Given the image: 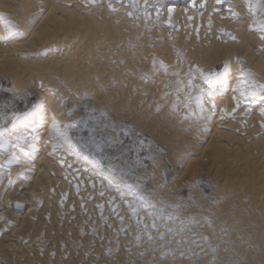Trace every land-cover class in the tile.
I'll use <instances>...</instances> for the list:
<instances>
[{
	"label": "rangeland",
	"instance_id": "374dc122",
	"mask_svg": "<svg viewBox=\"0 0 264 264\" xmlns=\"http://www.w3.org/2000/svg\"><path fill=\"white\" fill-rule=\"evenodd\" d=\"M140 1L141 2L147 1V4H146L147 7H143L142 9L141 7L143 5H137L136 7L133 6L131 8L129 14H127L128 19L126 18L125 27L127 29L124 27L126 30L124 28L122 29L120 28L121 31H119V32H122L124 36L125 35L127 36V34L131 32L128 34L129 38H127L126 36L124 37L121 34L120 37L121 38L124 37L122 40L124 42L121 43L120 45L119 43L116 44L117 49H119L118 46L120 47L122 44L123 46H121L120 49L127 48V46H129L130 44L129 48L132 47V49L130 48L131 50L135 49L137 45V49L133 53L134 56L137 54L138 48L139 50L141 48V44H139V41H137V38L139 37V35L146 34V40L150 48L157 47L158 50H160V49H163L164 44L166 43V38L164 36L162 37L161 40H159L158 36L156 39H154L153 32L155 29L158 31L160 30L159 33H162V30L167 29V28L160 25V22L162 21V17L161 16H157V18L152 17L151 16L152 13L157 12V8L161 9V8H164L170 5H185L187 3V0H181V2L186 1L185 3L183 2L182 3L181 2L172 3L174 0H140ZM244 7L248 11H251V7L249 5L245 4ZM191 12L194 14L196 13L194 10H192ZM27 20L28 22H31L30 18L28 17H27ZM258 23H259L258 19L254 17L252 18V20L250 19L249 27L250 28L252 27L250 30L251 34H255L256 31L261 28V26ZM116 25H119V23H117ZM257 25L259 26V29ZM130 28H132V30ZM91 29L93 30V27H91ZM263 30L264 28L261 30V33H258L257 36H255L257 44H260L262 46L260 48L261 50L258 51L259 54L264 53V39H261V37H264ZM147 33L151 37L147 35ZM96 34L98 35V33ZM217 35L222 41L220 42L221 45L215 46L216 49L212 45H210V47L215 49L214 50L215 52H213V49H211L212 51H210L209 47L207 48L208 51L211 52V54L212 53L214 54V58H213V54L211 58L210 53L207 56L209 60L207 57L204 58L203 56H206L208 54L207 53L208 51L206 52L204 51L200 53L199 51L201 47L198 46L199 45L198 39H196V37H194L195 39H193L192 37L193 34L192 35L189 34L188 37L186 35L185 38H187L189 42L185 38H182L181 40H179V42L177 40V42L172 47L173 50L171 49L170 51L171 55H168L169 52L167 51L165 52L163 50H162L163 52L160 51L161 53L160 57L155 59L157 60L156 63H155V60H154L155 64L153 63V61L151 63L156 68L150 65L149 63L151 61L150 59L145 60L143 57H141L143 58L142 60L144 61L141 60V63L139 64V67H141V68L138 67L139 73H137V71L135 72L132 70H127L128 74L127 72L125 73L123 72V76H125L124 74H127L129 77L128 87H126L124 91L121 88L122 92L124 93L120 91L121 82L119 83L115 81H114L115 83H113L114 86L113 85H112L113 87L111 86L113 89H106L107 87L104 88V85L100 84L101 85L100 86L96 82L95 83L96 88L92 87L93 91L90 86H86L84 89L82 88L79 91V93L70 91L71 97L68 99H64L62 103L63 108H64L63 110L64 117H63L61 126H57L56 124L54 125L53 123H50L48 125L47 122L39 126L40 128H42L43 126L44 130L47 132L46 138L49 143V147L52 148L50 149L51 153H53L52 155L56 157V154L61 153L60 156L62 155L61 157H63V154H64L63 158L67 162L68 160H70L73 165L75 164L74 167L78 165L76 168L79 169L80 164L85 165L89 167L93 172L91 175L94 178L91 180L93 181V183L96 182L94 183L95 187H92L94 189H91V187H88L92 191L86 192L84 188L77 189V187H73V186H78L76 184H73L70 186L71 189L74 191L75 200L78 203V206L82 211L78 219L82 223V230L84 232L83 233L84 236L86 235L87 238L94 239L99 243L98 245L96 241H95L96 243L94 242V244L96 245V248L98 249V254L96 256L98 258L96 261V257H95L93 264H104V263L105 264L106 263L107 264H224V263L233 264L234 263L235 264L237 262H238L237 264H239L240 262H241L240 264H244V263L247 264L248 261H249L248 264H255V263L264 264L263 263L264 254H262L263 252H261V250L264 249L263 247L264 245V236H263L264 235V228H263L264 227V155L260 154L259 152H256V154L258 155L253 157L255 159V162L258 163L254 167L255 168L258 167L257 168L258 170L255 169L253 166H251V164H240L239 166L238 161H241V159L238 158V156L235 153L230 152L227 154L225 153V150H223V148H220L221 147L220 145H222V146L227 147V149L231 150V148H229L231 146L230 144L231 142L228 140H225V138L223 137H221L222 139L219 138L218 142L215 143V146L214 145L209 146L206 150L207 152L205 151L203 153H200L199 151H195L194 153L189 152V154H187V151H186L187 149H189L188 145L186 144L189 142V140L192 142L194 146L197 145L199 148L205 142L203 138L205 134L209 135V133H207L208 132L207 129H200V126L198 127L199 122L197 118L198 116L196 117L197 114L191 113V112H196L198 110V108L196 110L197 105L195 106L194 98L197 97L198 95V98L200 97L201 99L203 98V101L207 103V102L213 101L217 97L226 93L227 91L226 88H229L230 85H227L226 88H222V85L225 86L223 82V77L226 72V69L224 66L225 61H228V62L229 60L238 61L239 66H240L238 71L240 72L241 70L240 74L242 73V71L244 72L242 73L244 76V77L242 76V78L246 79L247 77H245V75L248 74L247 75L248 78L246 80H243V85H244L243 91L244 92L242 94H239L238 96V108L239 109H252L253 108L255 110L256 108L262 105L260 103H264V98H262L264 96V80L260 81L262 80L260 79L258 81H255L260 76L256 74L257 73L256 70H254L252 67L251 68L248 67L250 64L249 61L251 60V57L245 56V50H243V47H241L240 45L242 44V42L239 40H238L239 42L228 41L226 38V36L229 35L228 33L217 34ZM25 36H28L27 33ZM125 39L127 42L125 41ZM128 39L131 41H129ZM95 41H90L89 43H92ZM133 41L135 42V44ZM180 41H183L184 43ZM98 43L100 44V46H103V45L105 46L103 40L99 38L98 42L93 43V46L82 45L83 48H80V51L81 49L82 50L85 49L86 46H88L89 48L90 47L94 48L95 46H98L96 45ZM29 44L32 46L33 43H29ZM182 44H185V45H182ZM227 44H231V45H227ZM252 45L254 46V44ZM186 46H189L188 49ZM221 46L223 48L226 46L227 48L225 47V49L222 50L223 48L221 49ZM231 46H238L239 53L237 49H236L237 53H234L235 47L231 48ZM28 47L30 46L28 45ZM190 47H192L191 49L193 50L194 49L196 50L198 49V50L197 51L194 50L193 52H191V54H187V51L191 50ZM219 47L222 51H219ZM27 49L29 50L30 48H27ZM231 49H232V54H231ZM49 50L50 49H48V51ZM113 50L114 49H110V53H113L112 52ZM225 50H226V53H224ZM173 51H175L177 55L178 54L179 55L175 56L174 55L175 52ZM194 52H196V55L198 54V56H196ZM216 52L217 54H219V57L216 54ZM220 53H222V55H220ZM117 54L118 53H116V55ZM200 54H202V56H200ZM188 55L195 56L196 58L198 57V59H196L198 64L196 68L194 67L195 69L192 68L191 65H188L189 64V62L187 61L189 58ZM220 56H223V57L220 58ZM162 57L166 61L165 62L163 60L164 63H167V61H169L170 63H168L167 65L164 64L161 60ZM172 57H175L177 62L175 60H172ZM224 57L225 58L227 57L225 61H224ZM119 59L122 60L121 57H119ZM133 59L135 58L133 57ZM191 59L193 60L194 58L193 57L190 58V61L193 62ZM211 59L214 60L213 61L214 64L211 63ZM215 59L216 60L218 59V60L215 61ZM23 61H26V60L24 59ZM67 61L68 60L62 61L59 63L57 62V64L51 63L50 65L48 62V63L43 64L44 66H42L41 68H39V66H35L33 69L27 70L24 76H20V75H18L19 77L16 76V79H18L17 82L16 81L14 82L17 84L16 86L14 85L11 76L0 75V132H2L4 134V137L7 140H9L10 142L9 146L11 147V151L12 153H16V156L18 159L27 160L25 158V155H27V153H24L21 146L15 145L16 141L14 140V138L17 136V134H21L24 132L28 133L29 138H27L26 141H31L33 142V144H35V142L36 144H38V142L41 141V138H43V135L41 137L36 136L35 133H33V131L31 130L34 124L25 125V124H20L19 122L20 116L24 113H27L31 109V107L35 105L37 101L39 100L38 99L39 92L33 85L30 84V81L31 80L35 81L34 79H38V80L45 79L44 81H49V83H52L53 89H55L56 87L59 88V86L61 88L63 86L62 82L66 80L68 81L83 80V77H85L84 72H86V74L91 73V76H95L94 78L96 80H99L100 79L99 76L104 75L103 72L106 71L107 61H105L104 59L101 61L96 60L95 62H89V61H87L86 63L82 62L83 65L82 63L77 62L73 59H71L70 62H67ZM261 61H264V59H262ZM175 62L178 63L177 66L180 65L184 69V72L182 68L180 69H178L179 67L175 68L177 67L175 66L176 65ZM146 63H149V65H146ZM200 63H203V65L206 63L207 64L202 67V64L200 65ZM61 64H63V66ZM79 65L83 67L81 70H79L81 68L79 67ZM98 65L101 67H99ZM145 65L149 68L150 66L151 68L153 67L152 70L155 69V71H152L151 68L150 70L149 69L148 70L149 72H155L156 76L152 73L148 74L149 72L148 70L145 69L146 67ZM15 66L16 64H14L13 66H10L9 68L7 67V69H11V71L13 72L15 71V68H14ZM61 66L62 68H64V70L61 68ZM84 66L85 68L88 67L85 69V71L83 70ZM206 66L207 68H210V69L208 70ZM217 66L218 68H216L217 69L216 70L215 67ZM142 67L146 70V72L144 71ZM199 67L202 69H199ZM168 68L169 69L171 68L170 70L171 72H169ZM41 69H43V71H40ZM52 69L57 70L58 75H56V72H50L52 71ZM75 69H76V72L81 71L80 73H77L79 76H77L76 72L74 73V71H72ZM102 70L104 71L101 72ZM179 70H181L180 73L183 72L182 74L187 72L185 73L186 76L182 74L180 75L181 77H183L182 79L179 78L180 76L179 74H177L179 73ZM98 71H100L102 74L100 72L98 73ZM175 71H176V74H174ZM204 71H206L207 73ZM252 71H255L253 72L254 75ZM49 72L51 74H49ZM157 72L161 76H164V77H160ZM92 73L94 75H92ZM129 75H132L133 80L131 79ZM152 75L154 76L152 77ZM255 75H257V78ZM167 77L169 78V80ZM175 77H177L176 78L178 80L177 83L175 82ZM142 79L144 80L143 81L144 85H143ZM146 79L150 80L151 82H149L148 80L146 81ZM179 79L182 80V81L180 80V84H179ZM140 80L143 86L141 87V91L146 90L144 89V86H146L147 84L151 85V87L153 85L155 89H153L152 87L151 89H149V92L147 91L148 93L145 91V94L141 92H139L138 94L137 88L138 90L140 89V84L139 86L137 85ZM25 83L27 84L24 86ZM134 83H137V84H134ZM167 83L168 85H166ZM176 84L178 86H181L182 84V87L183 85L184 87L182 89L180 87L179 89V87L176 86ZM12 86H15L18 89H16L15 87L12 88ZM22 86L25 89H23ZM159 86L161 88L163 87L165 88V89L163 88L162 91L164 93L163 95L167 96L166 98H163L164 96L157 94L159 92L160 93L162 92L161 90H158V88L160 89ZM172 86H174L175 88L174 87L172 88ZM10 87H11V90L9 89ZM129 87H133V89H135L136 87L137 88L135 90L131 88L132 92L131 94H129V91H128ZM88 88H90L91 90ZM176 88L181 92L178 93L177 92L178 90ZM85 89L88 91H86ZM118 89L120 92H118ZM183 89L185 93L183 92V96H182L181 93ZM152 90L154 91V93ZM81 91L83 93H81ZM113 92H114V97L113 96H112L113 98L109 97L110 95H113L112 94ZM150 92H151V96H150ZM174 92L176 94H174ZM170 93H172L173 95L171 94L170 96ZM78 94L80 96L77 97L76 95ZM180 94L182 97L180 96ZM129 95L131 96L129 97ZM175 95L177 97H175ZM137 96L138 97L140 96V97L138 98ZM156 96L158 97L162 96L163 100L165 101H163L162 103V100L160 99L161 101H159V98ZM178 96H179V99H178ZM124 97L125 99H123ZM128 98L132 99L133 101L135 99L137 100V102L141 101L140 105L136 106L137 102L134 101L136 102L134 103L132 100ZM140 98H142L144 102L142 101V99L140 100ZM167 98L169 99V101H167L168 100ZM172 99L174 100L178 99V100L173 101ZM125 100L128 101L127 104L125 103ZM179 100H180V103L178 102ZM30 101H34V103L29 105ZM171 101H173V103L175 102L176 104L172 103L173 104L172 105ZM184 101L185 102L187 101L186 103L190 105L189 107H187V110H185L186 103H184L185 109L181 108L183 106ZM192 103H193L192 108L194 107L193 109L194 111L191 109L192 111L190 112V109L188 108H191ZM147 104H149L150 107ZM167 104L170 107L171 105L174 106V108L179 106L181 110H179L177 107V112H178L177 113L176 108L173 109L172 107L173 111L175 110L173 113V111H170L171 110L170 107L167 108L168 107ZM253 104L255 105L260 104V105L252 107L251 105ZM144 105L145 107H147L146 110L144 108ZM157 105L158 106L160 105L159 106L160 108L155 109L156 107L154 108L153 106H157ZM135 106L136 108H134ZM142 107H143V110H140L142 109ZM148 107H149V110H147ZM152 107L155 109L154 111L151 110ZM157 110H159V113ZM164 110L166 111L163 112ZM148 113L150 116L148 115ZM170 113L172 114V116ZM175 113L178 114L177 115L178 117L176 116ZM179 113L182 116V118H183L182 114H184L185 118L183 119L179 118L181 117ZM168 115H169V118H168ZM180 119H182L181 122L177 121ZM214 119L215 117L212 116V119H209V120H212L211 122H208V120H204L202 121V123H205L206 125H211ZM241 120H243L242 117L230 119L231 125L232 126L236 125L237 127V130L235 132L231 131V133H233L236 136H239V134L243 133V129L247 128V126H243V127L237 126V124L240 125L239 122ZM173 121L175 122L176 125L175 124L173 125L174 123ZM153 123L155 124L153 125ZM165 129L166 130L168 129V130L166 131ZM29 131L31 132V134ZM171 131H173V133ZM226 131H230V130H226ZM251 138H254V137H251ZM259 147L261 148V146ZM36 154L37 153H32L31 156H29V159H31ZM204 154L206 156H204ZM2 156H4V153L0 151V157ZM218 156H220V158ZM221 156L222 157L227 156V158L226 157L222 158ZM232 156H234V158ZM195 157L197 158L195 159ZM203 157L205 159H203ZM256 157L258 159H256ZM189 158H194V160L199 161V162L195 161L197 165L193 166L194 168L193 171L191 170L193 172V175L194 174L195 175L191 176L190 173L192 174V172L190 171L188 172V175H190L192 180H190L191 179L190 177H186L188 175H187V170L185 171L187 159ZM232 158L233 160H231ZM247 158H249V156ZM221 159L222 161H220ZM234 159L237 162V164L234 163ZM203 160H204V164H202L201 166L200 163H203ZM217 160H219L220 162L219 161L217 162ZM226 160H229L230 162L229 161L227 162ZM214 162L216 163L214 164ZM212 164L214 168H212ZM209 166L211 167V169L209 168ZM197 167H199L200 170ZM4 168H5L4 166H1L0 171L2 173H7L6 171H4ZM195 168H197V172L194 173V170L196 171ZM206 168H208L209 170ZM252 170H255V171H252ZM256 170L259 171L262 175L256 174L257 172ZM180 176L181 177L183 176L182 178L183 182H181L178 188L181 187L182 189L181 188H180L181 190L178 188L174 189L173 190L174 192L172 190L168 191L169 188L167 189V186H168V183L171 181V179L180 177ZM187 181H189V183ZM98 183H100V185ZM162 186L165 189H163ZM161 188L165 191L164 192L162 190V193L164 192V195L161 193ZM190 192L193 195L194 193L196 194L194 195L195 196L194 199L190 197V194H191ZM85 194H89L90 196H83ZM98 204L102 205L100 209H98L99 208ZM87 206H90L93 208L92 212H90L91 214H89V212L86 210ZM240 209H242L241 213H240ZM100 210H102V213L104 215L101 214ZM238 213L240 214L238 215ZM244 213L246 214L247 218H245ZM256 214L257 216H255ZM234 215H236V217ZM227 216H229L228 219H227ZM241 216L242 218H240ZM140 217L142 219H140ZM251 217L253 220L251 219ZM256 217L259 219H256ZM225 219L227 221H225ZM229 219L232 220V222ZM240 219L242 220L241 222L239 221ZM247 219L249 222L247 221ZM252 221L255 224L252 223ZM245 222H247L249 225L246 224ZM224 223H226L225 225L228 224V226H225V225L223 226V227H226L228 230L227 229L225 230V228L221 226ZM244 224L246 227L243 226ZM250 224L251 225L253 224V225L250 226ZM256 225L260 226V228L262 227L261 231H260V228H259V231L255 229L257 228ZM239 227H241V230L243 231V233H241L242 231H240ZM247 227L249 228L247 229ZM231 228L233 229V232L235 231L234 233L231 231L232 230ZM244 228L246 229V231L244 230ZM222 229L223 231L221 232L220 230ZM229 231H231L232 233ZM99 232H102V234H100ZM217 232L220 233L221 235H219ZM252 233L255 235V237L254 235L252 237L251 235ZM224 234L226 235V237ZM99 235L103 236L107 240L108 248H106L105 246H102V244L99 241V238L97 240V237ZM237 235L240 236L241 240L238 238L239 236ZM260 235L263 236V238L260 237V239L262 238L261 240L258 239ZM219 236H221L222 238ZM230 236L231 237L233 236L232 237L233 239H231ZM245 237H247L246 241H245ZM224 238L228 239V241L225 242L226 239L224 240ZM252 238L254 239L253 241H252ZM250 239L252 241V244L256 245V243L258 242L257 245L256 246L250 245L251 243ZM256 239H258L259 241H257ZM219 240L222 242H220ZM151 241L153 243H151ZM233 241H236V242L238 241V243H235ZM231 244L233 245L235 244L236 246L239 245L237 246L239 251L237 250L236 246L230 247ZM153 245L155 246L153 247ZM213 245H215V247H213ZM241 245L243 246V248L241 247ZM218 246L220 247V250L223 253H220L221 251L219 250ZM258 246H260V248ZM223 247H225V249ZM145 248H147L146 249L147 251H144ZM222 248L224 249V251L222 250ZM79 249L80 251H82L83 247L79 246ZM140 249L143 250V252H141ZM231 249L233 250V252H231L232 251ZM254 249L256 251H254ZM240 250L242 251V253H240L241 252ZM245 250L247 252L248 250L251 251V253L249 252L250 260L248 261L245 259V256L243 255ZM218 252H219V255L217 254ZM257 252L259 253L257 254ZM84 253H85L84 257L83 255H79V259H80L79 261L82 260L81 262L83 261L88 262V257L91 256V253L89 252H84ZM226 253L228 254V256H226L227 255ZM235 253L238 255H236ZM252 253L254 254L252 255ZM147 254L149 257L147 256ZM235 255L238 256V259L235 258L236 257ZM208 256L210 257V259ZM253 256L256 259H253L254 258ZM151 257L153 260L150 259ZM222 257H224L223 260L221 259ZM114 258H116V260ZM204 258L207 259V261L204 260V262H202ZM103 260L105 262H103ZM235 260L236 262H234ZM253 261L255 263H253ZM257 261L258 262L262 261V262L258 263Z\"/></svg>",
	"mask_w": 264,
	"mask_h": 264
},
{
	"label": "bare ground",
	"instance_id": "6f19581e",
	"mask_svg": "<svg viewBox=\"0 0 264 264\" xmlns=\"http://www.w3.org/2000/svg\"><path fill=\"white\" fill-rule=\"evenodd\" d=\"M175 2H181V0H174L172 3H175ZM182 2L185 3L186 1H182ZM146 4H147V1L141 2L140 0H0V75L11 76L13 83L15 81L17 82V80H18V79H16V76H18V75L24 76L25 73L27 72V70L33 69L35 66H39V68H41L42 66H44L43 64L48 63V62L50 65L51 63L57 64V62L59 63V62L66 61V60H68L67 62H70L71 59H73L77 62H80V63H82V62L86 63L87 61L95 62L96 60L101 61L103 59L105 61H107L106 62V71H104V70L101 71V72L104 71L105 73L103 72L104 75H102V76L98 75L100 77L99 80H96L94 78L95 76H91V73L86 74V72H84V71L88 67L85 68V66H84V69H83L84 71L83 70L82 71L85 73V77H83V80L68 81L65 78L66 81H64V79H63V81L65 83L61 81L63 83V86L61 88H60V86H59V88H57L55 86L56 88L53 89V84L49 83V81H44L45 79L44 80L34 79L35 81H33V80L30 81V84L33 85L37 89V91L39 92V96H38L39 100L37 101V103L35 105H33L31 107V109L27 113H24L20 116L19 122H20V124H25V125L26 124H34V126L32 125L33 128H31V130L33 131V133H35L36 136L41 137L43 135V138H41V141L38 142V144H36V142H35V144H33V142H31V141H26L27 138H29L28 133L24 132L21 134H17V136L15 135L16 136L14 138V140L16 141L15 145L21 146L24 153H27V155H25V158L27 160L18 159L16 156V153H12L11 147L9 146L10 145L9 140H7L4 137V134L2 132H0V151H2L4 153V156L0 157V167L4 166L5 167L4 171L7 172V173H2L0 171V264H86V263L87 264H93L94 259L98 254V249L96 248V245L94 244V242L96 240L91 239V238H87V236L86 235L84 236V234H83L84 232L82 230V223L78 219L80 217L82 211L79 208L78 203L75 200L74 191L70 187L71 185L76 184L78 186H73V187H77V189L78 188H84L86 190V192L92 191L91 189H94L92 187H95L94 183H96V182L93 183V181L91 180L94 178L91 175L93 172L89 167H87L85 165L80 164L79 169L76 168L78 165L76 167H74L75 164L73 165L70 160L67 159L68 160V162H67L63 158L64 154H63V157H61L62 155L60 156L61 153L56 154V157L54 155H52L53 153H51V151H50V149H52V148L49 147V143H48L47 138H46L47 132L44 130L43 126H42V128L39 127L40 125L44 124L45 122H47L48 125L50 123H53L54 125L56 124L57 126H61V123H62L63 117H64V113H63L64 108H63L62 103H63L64 99H68L71 97L70 91L71 92L73 91L75 93H79V91L82 88L84 89L86 86H90L91 88L95 87L96 82L98 85H100V84L104 85V88L107 87L106 89H113L112 88L114 86L113 83H115V82L120 83L121 82L120 83V85H121L120 91L122 92L121 88L124 91V89H126V87H128V85H129V81H128L129 77L127 75L128 74L127 70H132L135 72L137 71V73H139L138 67H139V64L141 63V60L143 58L145 60L150 59L151 61L149 63L151 66H153V64H151V63H152V61L154 63V60L157 59L158 57H160V54H161L160 51H162V50L164 52L167 51V52H169L168 55H171L170 51H171L173 45L177 42V40L179 42V40H181L182 38H185L186 35L188 37L189 34H191V35L193 34V36H192L193 39H195L194 37H196V39H198L199 45L198 44L197 45L199 47H201L199 52L202 53L204 51L205 52L208 51V49H207L208 47H209L210 51H212L211 49H213V52H215L214 51L216 49L215 46H217V45L220 46L221 45L220 42H222L217 34L228 33L229 35L226 36L227 40L232 41V42L241 41L242 44H240V45H241V47H243V50H245V56L251 57V60L249 61L250 64L248 67H250V68L252 67L254 70H256L257 71L256 74H258L261 77V78L258 77V79H256L255 81H258L260 79H262L260 81L264 80V61H261L262 59H264V53H262V54L258 53V51L261 50L260 48L262 46L260 44H257V41L255 39V36H257L258 33H261V30L264 28V0H187V3L185 5H170V6L161 8V9L157 8V12L152 13L151 16L156 17V18H157V16H161L162 21L160 22V25L167 28V29L170 28L168 30L167 29L162 30V33H159L160 30L158 31L156 29L153 32L154 39H156L157 36H158L159 40H161L163 36L166 38V43L164 44L163 49L158 50L157 47H153V46H152L153 48H150V46L146 40V34L139 35V37L137 38V41H139V44H141V48H140V50L138 48V52L135 56L133 53L137 49V45H136L135 49H133V50H131L132 47H130L131 49L129 48L130 44H129V46H127V48L120 49V47L123 46V44H122L120 47L118 46L119 49H117L116 44L119 43V45H120L121 43H123L124 41H122V40L126 36V35L124 36L123 33L119 32V31H121L120 28L122 29L126 26V18L128 19L127 14H129V12L133 6L136 7L137 5H143L141 7L143 9V7H147ZM245 4L249 5L251 7V11H248L247 9H245V7H244ZM192 10H194L196 13L195 14L192 13L191 12ZM27 17L30 18L31 22H28ZM253 17L258 19V21H259L258 24L261 26V28L259 29V26L257 25L259 30H257L255 34L250 33V30L252 27L251 28L249 27L250 26V19L252 20ZM127 22H128V20H127ZM115 23L116 24L119 23V25H116ZM91 27H93V30L91 29ZM130 29L132 30V28H130ZM26 33L28 36H25ZM96 33H98V35ZM125 33H126V31H125ZM129 33H131V32H129ZM144 33H145V31H144ZM121 34L124 36L123 38L120 37ZM128 34L126 36L127 38H129ZM135 35H136V33H135ZM147 35H149V34L147 33ZM25 37H27V38H25ZM99 38L103 40L105 46L102 43L101 44L103 46H100V44L98 43L96 45H98L99 47L98 46H95L94 48L88 47V46H93V43L98 42ZM185 39H187V38H185ZM208 39H209V41H208ZM90 41H95V42L89 43ZM120 41H122V42H120ZM125 41H126V39H125ZM129 41H131V40H129ZM183 41H180V42H183ZM193 41H195V40H193ZM133 42H132V44H133ZM188 42H189V40H188ZM29 43H33L35 45L32 44V46H33L32 47ZM134 44H135V42H134ZM252 44H254V46ZM28 45L30 47H28ZM82 45H88V46H86V48L83 50L81 49V51H80V48H83ZM176 45H178V44H176ZM182 45H185V44H182ZM210 45H212L215 49L210 47ZM227 45H231V44H227ZM236 45H237V43H236ZM238 46H239V44H238ZM238 46H231V48L235 47L234 53H237L236 49L238 51V49H239ZM133 47H134V45H133ZM186 47L188 49L189 46H186ZM225 47L223 48L221 46V49L223 48L222 50H224ZM27 48H30V49L28 50ZM184 48H185V46H184ZM191 48L192 47H190V49ZM196 48H198V47H196ZM48 49H50V50L48 51ZM110 49H114L112 51L113 53H110ZM221 49L219 47V51H222ZM229 49H230V47H229ZM194 50L197 51L198 49L197 50L194 49ZM194 50L193 49L188 50L187 54H191V52H193ZM173 52H175V51H173ZM116 53H118V54L116 55ZM207 53L208 54L206 56H203V57L204 58L207 57L210 53L211 58H212L213 53L211 54V52H209V51ZM224 53H226V50L224 51ZM238 53H239V51H238ZM194 54L196 55V52H194ZM216 54H217V52H216ZM231 54H232V49H231ZM174 55L176 56L177 53L175 52ZM217 55L219 57V54H217ZM220 55H222V53H220ZM196 56H198V54ZM200 56H202V54H200ZM119 57H121L122 60H120ZM133 57L135 59H133ZM141 57H143V58H141ZM188 57H187L188 58L187 61L189 62L188 65H191L192 68H194V67L196 68V66L198 64L196 59H198V57L196 58L195 56H190V55H188ZM192 57L194 58L193 60L191 59L193 62L190 61V58H192ZM222 57L223 56H220V58H222ZM213 58H214V54H213ZM24 59L26 61H23ZM225 59H227V57L226 58L224 57V61H225ZM161 60L163 62V60H164L163 57ZM172 60H175L177 62L175 57H172ZM208 60H209V58H208ZM217 60L215 59V61H217ZM142 61H144V60H142ZM156 61L157 60H155V63H156ZM213 61L214 60L211 59V63H213ZM176 62H175V64H176L175 66H177V64H178ZM83 63H82V65H83ZM149 63H146V65H149ZM163 63H161V64H163ZM168 63H170V62L167 61V63H164V64L167 65ZM14 64H16V66L14 67L15 71L12 72L11 69H7V67L9 68L10 66H13ZM95 64H97V63H95ZM201 64L203 67L207 63L204 65H203V63H200V65ZM61 65L63 66V64H61ZM62 66H61V68H62ZM87 66H88V64H87ZM151 66H150V68H151ZM224 66L226 69V72H225L224 77H223V82H224L225 86L222 85V88H226L227 85H230L229 88H226L227 89L226 93L217 97L214 100L212 99L213 101L207 102V103L205 101H203V98L201 99V97L198 98V95H197V97H195V95H194V97H195L194 103H195V106L197 105L196 110H197V108H198V110L196 112H191L194 109V107L192 108L193 103L191 105V108H188V109H190L191 113L197 114L196 117L198 116L197 118H198V122H199L198 127L200 126V129H207L208 130L207 133H209V135H206L204 133L205 136L203 135L204 136L203 138H204L205 142L199 148L197 145L194 146L192 144V142L189 139H187V140H189V142L187 141L188 143H186V144L188 145L189 149L186 148L187 150L186 149L185 150L187 151V154H189V152L194 153L195 151H199L200 153H203L207 150V148L209 146H211V145L215 146V143L218 142L219 138L223 137V138H225V140H228L231 142L230 143L231 146L229 147V148H231V150L227 149V147H225V146L218 144L221 146L220 148H223V150H225V153H227V154L230 152L235 153L238 156V158L241 159V161H238L239 166H240V164H251V166L254 167V166H256V164H258L255 162V159L253 158L254 156L258 155V154H256V152H259L260 154L264 155V115L261 114L262 112H264V103H260L262 105L260 107L256 108L255 110L253 108L252 109H239L238 108V96H239V94H242L244 92L243 91L244 90L243 80H246L248 78V76H247L248 74H246V75L244 74L245 77H247L246 79L242 78V76H243L242 73H244V72L242 71V73L240 74L241 70H240V72L238 71L239 67H240L238 61H231V60H229V62L225 61ZM79 67H81V65H79ZM99 67H101V66H99ZM153 67H155V66H153ZM164 67H166V66H164ZM82 68L83 67H81L79 70H81ZM139 68H141V67H139ZM150 68L147 66L145 67L146 70H148V69L150 70ZM152 68H151V70H152ZM175 68L180 69L182 67L179 65ZM206 68H207V66H206ZM216 68H218V66L215 67V69ZM55 69H57V68H55ZM55 69H52V71H50V72H56V75H58V71ZM62 69L64 70V68H62ZM145 69H144V71L146 72ZM199 69H202V68L199 67ZM207 69L209 70L210 68H207ZM99 70H101V69H99ZM149 70H148V72H149ZM170 70H171V68L169 69V72H171ZM40 71H43V69H41ZM72 71H74V73H75L76 69L72 70ZM152 71H155V69H153ZM180 71L181 70H179V73H177V74H179V76L184 72V69H183V72L180 73ZM50 72H49V74H51ZM80 72L78 71V72H76V74L80 73ZM88 72H90V71H88ZM99 72L100 71H98V73ZM123 72L124 73L127 72V74H124L125 76H123ZM165 72H167V71H165ZM188 72H190V71H188ZM204 72H206V71H204ZM253 72H255V71H252V73ZM68 73H69V71H68ZM84 73H83V75H84ZM95 73H97V72H95ZM151 73L154 75L156 74L155 72H149L148 74H151ZM185 73H187V72H185ZM185 73L182 75L186 76ZM174 74H176V71L174 72ZM92 75H94V74L92 73ZM126 75H127V77H126ZM154 75H152V77ZM158 75L160 77H164V76H161L159 73H158ZM169 75H170V73H169ZM253 75H254V73H253ZM77 76H79V75L77 74ZM129 76L131 77V79L133 78L132 75H129ZM255 76L257 78V75H255ZM80 77H81V75H80ZM152 77H150V78H152ZM157 77H155V78H157ZM251 77H253V76H251ZM176 78L177 77H175V82L177 83L178 80ZM179 78L182 79L183 77L180 76ZM181 79H179V84H180ZM147 80L148 79H146V81ZM168 80H169V78H168ZM143 81L144 80L142 79V82ZM148 81L151 82L150 80H148ZM152 81H153V79H152ZM134 82H136V81H134ZM142 82L140 80L138 85H137V86H139V84H140L139 90L136 87L138 94H139V92L145 94V91L149 92V89H151L153 87V85L151 87V85L145 84L146 86H144V89H146V90L141 91V87H143ZM165 82H167V81H165ZM244 82H246V81H244ZM260 83H262V82H260ZM26 84L27 83H25L24 86ZM134 84H137V83H134ZM14 85L16 86L17 84L14 83ZM143 85H144V82H143ZM159 85H160V83H159ZM166 85H168V83ZM255 85H257V84H255ZM15 86H12V88ZM169 86H171V85H169ZM174 86H175V84H174ZM174 86H172V88ZM176 86H178V85L176 84ZM178 87H179V89H180V87L182 89L184 87V85L182 87V84H181V86H178ZM131 88L133 89V87L128 88L129 94H131V92H132ZM163 88L160 87V89L158 88V90L162 91ZM9 89L11 90V87ZM16 89H18V88H16ZM23 89H25V88L23 87ZM88 89H90V88H88ZM135 89H133V90H135ZM153 89H155V87H153ZM166 89H167V87H166ZM16 91H18V90H16ZM86 91H88V90H86ZM92 91H93V88H92ZM120 91L118 89V92H120ZM155 91H157V90H155ZM12 92H14V91H12ZM177 92L179 93L181 91L178 90ZM183 92H184V89L182 90V93H181L182 96H183ZM81 93H83V92L81 91ZM122 93H124V92H122ZM153 93H154V91H153ZM161 93L159 92L157 94L164 96L163 91ZM172 93H170V96ZM71 94H73V93H71ZM92 94H94V93H92ZM112 94L113 95H110L109 97H112V96L114 97V92ZM134 94H136V93H134ZM165 94H167V93H165ZM174 94H176V93L174 92ZM181 94H180V96H181ZM76 96L78 97L80 95L78 94ZM130 96L131 95H129V97ZM150 96H151V92H150ZM162 96L161 97L156 96V97L159 98V101L162 100V103H163V101H165V100H163V98H166L167 96H164L163 98H162ZM103 97H104V95H103ZM175 97H177V96L175 95ZM150 98H148V99H150ZM262 98H264V96ZM123 99H125V97ZM128 99H130V98H128ZM128 99H126V100H128ZM141 99L142 98H140V100ZM154 99H152V100H154ZM178 99H179V96H178ZM178 99H175V100H178ZM126 100H125V103L127 104L128 101H130L132 99H130L128 101H126ZM172 100L175 101L174 99H172ZM180 100L178 101L179 103H180ZM134 101L137 102V100H135V99H134ZM142 101L144 102L143 99H142ZM167 101H169V99ZM173 101H171V104L173 103ZM133 102H132V104H133ZM136 102H134V103H136ZM140 102H137L136 106L140 105ZM147 102H148V100H147ZM154 102H156V101H154ZM186 102L184 101L183 106L181 107L184 109L186 107L185 110H187V107L190 106ZM184 103H186L187 106L185 105V107H184ZM173 104H176V103L174 102ZM260 104H258V105H260ZM147 105L149 106V104H147ZM172 105H171V107L169 105L167 107V108L170 107V109H171V110L169 109L170 111H173V109L176 108V112H177V107L179 110H181V108H179V106H177L179 104L175 105V106H177L175 108ZM258 105L253 104L251 106L255 107ZM136 106L134 108H136ZM159 106L157 105V106H153V107L154 108L156 107L155 109H158V108H160ZM149 107L147 110H149ZM153 107L151 110L154 111L155 109ZM172 107H173V109H172ZM144 108L146 110L147 107H145V105H144ZM184 109H183V111H184ZM140 110H143V107ZM157 111L159 113V110H157ZM165 111L166 110H164L163 112H165ZM174 111H173V113H174ZM177 113H175L176 116L178 115ZM148 115H149V113H148ZM179 115H180V113H179ZM182 115H183V118H185L184 114H182ZM171 116H172V114H171ZM212 116H214L215 119L211 125H206L205 123H202V121H204V120H208V122H211L212 120H209V119H212ZM230 117H232V118L242 117L243 120H241L239 122L240 125L237 124V126H240V127L247 126V128L243 129V133L239 134V136H236L233 133H231V131L235 132L237 130V127H236V125H233V126L231 125L230 119H232V118H230ZM168 118H169V115H168ZM179 118H182V116ZM182 119L177 120V121L181 122ZM156 120H157V118H156ZM154 124L155 123H153V125ZM174 124H175V122L173 123V125ZM45 127H47V126H45ZM226 130H230V131H226ZM27 131H28V129H27ZM171 132L173 133V131H171ZM30 134H31V132H30ZM161 135H163V134H161ZM251 137H254V138H251ZM182 144H184V143H182ZM259 146H261V148ZM185 147H186V145H185ZM174 150H176V149H174ZM181 151H183V150H181ZM32 153H37V154L35 156H33L31 159H29V156H31ZM174 153H176V152H174ZM204 156H206V155L204 154ZM248 156H249V158H247ZM218 157L220 158V156H218ZM224 157L227 158V156H224ZM224 157H222V158H224ZM232 157L234 158V156H232ZM196 158L197 157H195V159ZM233 158L231 160H233ZM203 159H205V158L203 157ZM216 159H217V157H216ZM256 159H258V158L256 157ZM201 160H202V158H201ZM229 160H226V161L228 162ZM195 161H198V160H194V158L187 159V163H186V167H185V171L187 170V175H188L189 171L190 172L193 171V169H194L193 166L197 165L195 163ZM214 161H216V160H214ZM218 161L219 160H217V162ZM220 161H222V159ZM215 163L216 162H214V164ZM234 163L237 164L235 159H234ZM202 164H204V160H203V163H200L201 166H202ZM205 164H206V162H205ZM217 164H219V163H217ZM200 165H198V166H200ZM197 168L199 169V167H197ZM197 168H195L196 171L194 170V173L197 172ZM209 168L211 169L210 166H209ZM212 168H214L213 164H212ZM257 168L258 167H256L255 169H257ZM206 169H208V168H206ZM208 170H206V171H208ZM252 171H255V170H252ZM257 172H256V174H261L259 171H257ZM181 174H182V172H181ZM90 175L92 178L90 177ZM190 175L192 176L193 172H192V174L190 173ZM190 175H188L186 177H190ZM261 175H259V176H261ZM182 178H183V176L171 179V181L168 183V186H167V189L169 188L168 191H171V190L173 191L174 189H177L180 186L181 182H183ZM186 179H188V178H186ZM190 180H192V178ZM187 182L189 183V181H187ZM98 184L100 185V183H98ZM183 186H184V184H183ZM88 187H91V189H89ZM162 188L165 189L163 186H162ZM162 188H161V193L163 190ZM180 188H178V189H180ZM164 192L162 193L163 195H164ZM193 192H195V191H193ZM167 194H169V193H167ZM163 195H161V196H163ZM194 195H196V194L194 193ZM194 195L191 193L190 197L194 199L195 198ZM83 196H90V195L85 194ZM193 199H192V201H193ZM98 205H99L98 209H100L102 207V205L101 204H98ZM98 205H97V207H98ZM86 210L89 212V214H91L90 212H92L93 208L90 206H87ZM241 210L242 209H240V213L242 212ZM100 212H101V214H103L102 210H100ZM240 213H238V215ZM244 215H245V218H247L245 213H244ZM234 216L236 217V215H234ZM255 216H257V214ZM103 217H105V216H103ZM228 217L229 216H227V219H228ZM240 218H242V216ZM245 218H243V219H245ZM140 219H142V218L140 217ZM251 219H252V217H251ZM256 219H259V218L256 217ZM225 221H227V220L225 219ZM230 221L232 222V220H230ZM230 221H228V222H230ZM239 221L241 222L242 220L240 219ZM247 221H248V219H247ZM234 223H236V222H234ZM245 223L248 224L247 222H245ZM252 223H254V222L252 221ZM225 224L226 223L222 224L221 226L223 227ZM237 225H239V224H237ZM241 225H242V223H241ZM252 225L250 224V226H252ZM225 226H228V224ZM243 226H245V224ZM256 226H257V228H255V229L259 231L260 226H258V225H256ZM233 227H235V226H233ZM241 227H239L240 231H242ZM223 228H225V230L227 229L226 227H223ZM235 228H237V227H235ZM248 228L249 227H247V229ZM251 229H252V227H251ZM261 229H262V227L260 228V231H261ZM244 230L246 231L245 228H244ZM220 231L222 232L223 229ZM231 231L233 232V229ZM231 231H229V232H231ZM224 232H226V231H224ZM99 233L102 234V232H99ZM241 233H243V231ZM247 233H248V231H247ZM253 233H254V231H253ZM253 233L251 234L252 237L254 235ZM218 234L221 235L220 233H218ZM229 234H228V236H229ZM224 235H222V236H224ZM226 235H225V237H226ZM239 235H240V233H239ZM239 235H237V236H239ZM241 235H243V234H241ZM251 235H250V237H251ZM262 235H263V233H262ZM207 236H209V235H207ZM263 236L260 235L258 239H260V237L263 238ZM219 237H221V236H219ZM232 237H231V239H233ZM254 237H255V235H254ZM98 238H99V241L102 244V246H105L106 248H108L107 240L101 235H99L97 237V240H98ZM238 238L240 239V236ZM225 239L226 238H224V240ZM246 239H247V237H245V241H246ZM258 239H256V240L259 241ZM253 240L254 239L252 238V241ZM226 241H228V239H226L225 242ZM250 241H251V239H250ZM252 241H251V243L249 241L248 242L250 243V245L253 246L255 244H252ZM75 242H76V244H75ZM220 242H222V241H220ZM233 242L238 243V241L237 242L233 241ZM233 242H231V243H233ZM151 243H153V242L151 241ZM243 243H244V241H243ZM257 243H256V245H257ZM155 244H157V243H155ZM98 245H99V243H98ZM218 245H219V243H218ZM242 245H241V247L243 248ZM79 246L83 247L82 251H80ZM154 246L155 245H153V247ZM231 246L235 247L236 245L231 244L230 247ZM237 246H239V245H237ZM213 247H215V245H213ZM244 247H246V246H244ZM258 247L260 248V246H258ZM263 247H264V245H263ZM263 247H261V248H263ZM218 248L220 250L219 246H218ZM223 248L225 249V247H223ZM223 248H222V250L224 251ZM146 249L147 248H145L144 251H147ZM245 249H247V248H245ZM227 250H228V248H227ZM237 250H238V247H237ZM262 250H261V252H263L262 254H264V249H262ZM252 251H253V249H252ZM254 251H256V250L254 249ZM84 252L91 253V256L88 257V262H85V261L81 262L82 260L79 261L80 260L79 255H83V257H84L85 256ZM141 252H143V250H141ZM231 252H233V250ZM249 252L251 253L250 250H248V252L245 250L244 254H243L247 261L250 260ZM220 253H223V252L221 251ZM240 253H242V251ZM258 253L259 252H257V254ZM217 254L219 255V252ZM238 254H239V252H238ZM238 254H236V255H238ZM253 254L254 253H252V255ZM206 255H208V254H206ZM233 255H234V253H233ZM147 256H148V254H147ZM226 256H228V254ZM240 256H242V255H240ZM219 257H221V256H219ZM80 258H81V256H80ZM97 258L98 257H96V261H97ZM116 258H114V259L116 260ZM223 258L224 257H222L221 259L223 260ZM235 258L238 259V256H236ZM150 259H152V257ZM209 259H210V257H209ZM253 259H256V258L254 257ZM204 260L207 261V259L204 258L202 260V262H204ZM263 260H264V257H263ZM209 261H208V263H209ZM254 261H253V263H255ZM103 262H105V261L103 260ZM234 262H236V260ZM261 262L262 261H260L258 263H261ZM116 263H117V261H116ZM237 263H235V264H237ZM248 263H249V261L247 262V264ZM263 263H264V261H263ZM255 264H257V263H255Z\"/></svg>",
	"mask_w": 264,
	"mask_h": 264
},
{
	"label": "trees",
	"instance_id": "16d2710c",
	"mask_svg": "<svg viewBox=\"0 0 264 264\" xmlns=\"http://www.w3.org/2000/svg\"><path fill=\"white\" fill-rule=\"evenodd\" d=\"M33 103H34V101H30V102H29V105H31V104H33Z\"/></svg>",
	"mask_w": 264,
	"mask_h": 264
},
{
	"label": "snow or ice",
	"instance_id": "6c2138e0",
	"mask_svg": "<svg viewBox=\"0 0 264 264\" xmlns=\"http://www.w3.org/2000/svg\"><path fill=\"white\" fill-rule=\"evenodd\" d=\"M261 39H264V37H261ZM261 114L264 115V112H262Z\"/></svg>",
	"mask_w": 264,
	"mask_h": 264
}]
</instances>
